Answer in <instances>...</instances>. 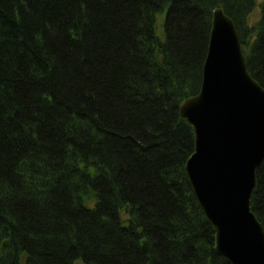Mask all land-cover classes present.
Segmentation results:
<instances>
[{"label": "trees", "instance_id": "16d2710c", "mask_svg": "<svg viewBox=\"0 0 264 264\" xmlns=\"http://www.w3.org/2000/svg\"><path fill=\"white\" fill-rule=\"evenodd\" d=\"M217 8L264 90V0H0V264H231L179 114Z\"/></svg>", "mask_w": 264, "mask_h": 264}, {"label": "water", "instance_id": "95a60500", "mask_svg": "<svg viewBox=\"0 0 264 264\" xmlns=\"http://www.w3.org/2000/svg\"><path fill=\"white\" fill-rule=\"evenodd\" d=\"M192 126L185 172L216 250L231 264H264V231L250 209L264 161V90L247 71L233 22L213 12L201 88L179 105Z\"/></svg>", "mask_w": 264, "mask_h": 264}, {"label": "rangeland", "instance_id": "374dc122", "mask_svg": "<svg viewBox=\"0 0 264 264\" xmlns=\"http://www.w3.org/2000/svg\"><path fill=\"white\" fill-rule=\"evenodd\" d=\"M260 1H262V0H257L258 3H259ZM258 13H259V8H258V6H257L256 9H255V12H254L253 18H256V17L258 16ZM75 264H83V263H82L80 260H78V261H76Z\"/></svg>", "mask_w": 264, "mask_h": 264}]
</instances>
